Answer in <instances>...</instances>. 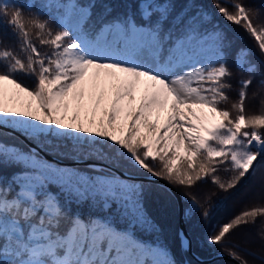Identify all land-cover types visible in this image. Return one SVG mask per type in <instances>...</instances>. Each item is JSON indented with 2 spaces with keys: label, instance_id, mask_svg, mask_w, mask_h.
<instances>
[{
  "label": "snow or ice",
  "instance_id": "1",
  "mask_svg": "<svg viewBox=\"0 0 264 264\" xmlns=\"http://www.w3.org/2000/svg\"><path fill=\"white\" fill-rule=\"evenodd\" d=\"M125 3L116 12L105 0H0V28L12 37L0 40V264H176L137 240L140 228L156 225L145 208L152 190L132 176L184 189L188 222L196 213L210 222L211 196L190 190L210 183L229 192L264 161V99L246 107L256 74L253 98L264 90V60L253 62L246 48L233 55L227 32L197 0ZM213 6L264 57L260 10L240 0ZM230 56L251 74L238 80L236 100ZM5 131L28 144L7 143ZM249 225L264 247L259 202L206 243L236 247L224 241ZM178 238L187 253L191 241Z\"/></svg>",
  "mask_w": 264,
  "mask_h": 264
},
{
  "label": "trees",
  "instance_id": "2",
  "mask_svg": "<svg viewBox=\"0 0 264 264\" xmlns=\"http://www.w3.org/2000/svg\"><path fill=\"white\" fill-rule=\"evenodd\" d=\"M87 2V0H82ZM110 3L116 12H121L126 8L125 0H105ZM197 2L203 7L205 11L212 15L214 21L218 22L220 27L223 28L228 37L233 42L232 54L238 48H246L251 50V60L259 65L264 57L258 55V51L255 48L254 41L247 35V33L239 26L232 25L223 20L222 17L216 14V9L213 6V0H197ZM247 7L252 10L259 9L261 17H264V0H240ZM103 5L97 4L96 12L102 10ZM0 40L9 42L12 37L6 30L0 28ZM44 51V49H41ZM229 67L233 71V77L231 83L233 89L229 92V96L232 100L238 99V80L248 78L250 73H240L236 70L232 63L231 56L229 57ZM264 70V69H262ZM25 83L32 85L34 79L32 77H21ZM260 79L259 74L254 77L253 85L248 89V99L246 101V107L249 110H255L259 107L260 101L264 99V90L260 91L258 95L253 98V92L257 91L256 81ZM230 107V104L228 105ZM3 139L9 144H21L26 145L20 138L4 132ZM69 162V161H68ZM11 170L5 169L4 174H9ZM221 177H225L227 173L221 171L219 173ZM134 175L147 176L143 172L135 173ZM137 183H146V186L152 190L150 195L145 201L146 211L152 222L156 225L155 229L151 224L144 225L136 232V238L139 242L151 246L162 247L169 253L170 257L176 261V264H185L188 260L194 258L189 252L185 253L181 250L180 240L178 238L179 233V213L178 206L174 195L165 187L147 182L135 181ZM264 161H261L258 165V171L254 174L247 175L242 179L238 185L229 192H220L214 188L210 183L200 184L190 191L197 197L203 199L205 194L211 196L210 209L212 212V219L210 222H203L199 219V213L195 214L194 221L189 223L185 218V227L188 236L192 242V248L194 254L203 259H209L218 253L228 254L229 251L236 252L242 259L247 261V264H264V247H262L260 241L257 239L256 230L252 226H243L236 229L231 233L230 238L226 239L224 243H230L236 245V247H230L222 251L220 246L208 245L206 243V237L209 232L219 225L228 222L231 218L237 215L245 207H251L257 202L264 203ZM173 186V185H172ZM180 193L185 191L174 186ZM184 208L185 201L181 195ZM217 205H219L217 207ZM87 209L85 208V215H87ZM229 255V254H228ZM207 264H234L232 261L221 258Z\"/></svg>",
  "mask_w": 264,
  "mask_h": 264
},
{
  "label": "water",
  "instance_id": "3",
  "mask_svg": "<svg viewBox=\"0 0 264 264\" xmlns=\"http://www.w3.org/2000/svg\"><path fill=\"white\" fill-rule=\"evenodd\" d=\"M5 132H7V133H9L11 135H14V136L20 138L26 145L28 144V141L25 140L18 133L11 132V131H5ZM47 158L49 160H52V157L50 155ZM60 163L61 164H64V163H69V162L68 161H60ZM132 179L135 180V181L150 182V183H154V184L163 186L166 189H168L174 195V197L176 199V202H177L178 213H179V233L180 232H183L185 234V236L191 241L190 237L188 236L186 227H185V217L183 215L184 204H183V200H182V197H181L179 191L174 186H172L171 184H169L167 181L162 180V179H155V178H152L150 176H142V175H133L132 176ZM191 244H192V242H191ZM188 252L190 253V255L193 258L195 257V258H198L199 260L203 261V264L211 263V262H213L215 260H218V259H221V258L230 260L234 264H239V261L233 259L230 255L225 254V253H218L215 256H213L212 258L203 259V258L198 257L196 254H194L192 247H191V249Z\"/></svg>",
  "mask_w": 264,
  "mask_h": 264
},
{
  "label": "bare ground",
  "instance_id": "4",
  "mask_svg": "<svg viewBox=\"0 0 264 264\" xmlns=\"http://www.w3.org/2000/svg\"><path fill=\"white\" fill-rule=\"evenodd\" d=\"M185 217V216H184Z\"/></svg>",
  "mask_w": 264,
  "mask_h": 264
}]
</instances>
